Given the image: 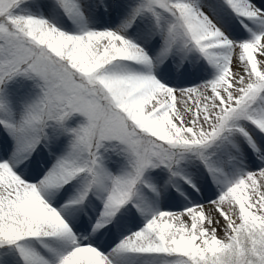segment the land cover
I'll use <instances>...</instances> for the list:
<instances>
[{
    "label": "snow or ice",
    "instance_id": "6c2138e0",
    "mask_svg": "<svg viewBox=\"0 0 264 264\" xmlns=\"http://www.w3.org/2000/svg\"><path fill=\"white\" fill-rule=\"evenodd\" d=\"M0 264H264V0H0Z\"/></svg>",
    "mask_w": 264,
    "mask_h": 264
}]
</instances>
